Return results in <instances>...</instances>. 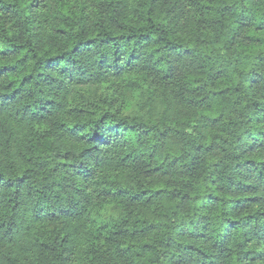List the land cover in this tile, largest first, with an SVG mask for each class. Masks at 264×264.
<instances>
[{
    "label": "trees",
    "instance_id": "trees-1",
    "mask_svg": "<svg viewBox=\"0 0 264 264\" xmlns=\"http://www.w3.org/2000/svg\"><path fill=\"white\" fill-rule=\"evenodd\" d=\"M0 264H264V0H0Z\"/></svg>",
    "mask_w": 264,
    "mask_h": 264
},
{
    "label": "rangeland",
    "instance_id": "rangeland-1",
    "mask_svg": "<svg viewBox=\"0 0 264 264\" xmlns=\"http://www.w3.org/2000/svg\"><path fill=\"white\" fill-rule=\"evenodd\" d=\"M140 101H142V98H140ZM136 109H138V108L136 107Z\"/></svg>",
    "mask_w": 264,
    "mask_h": 264
}]
</instances>
